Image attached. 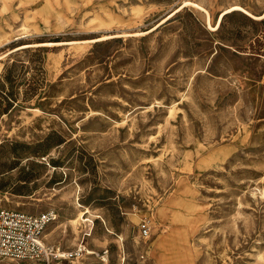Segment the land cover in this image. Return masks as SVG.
I'll return each mask as SVG.
<instances>
[{"label": "rangeland", "instance_id": "374dc122", "mask_svg": "<svg viewBox=\"0 0 264 264\" xmlns=\"http://www.w3.org/2000/svg\"><path fill=\"white\" fill-rule=\"evenodd\" d=\"M232 5L255 17L217 24ZM262 14L0 0V206L53 211L60 252L83 239L55 264H264Z\"/></svg>", "mask_w": 264, "mask_h": 264}, {"label": "built area", "instance_id": "2783aa9c", "mask_svg": "<svg viewBox=\"0 0 264 264\" xmlns=\"http://www.w3.org/2000/svg\"><path fill=\"white\" fill-rule=\"evenodd\" d=\"M56 217L53 211L27 213L0 206V264H55L60 258L81 257L87 252L81 244L73 251L60 252L43 240V232ZM140 235L147 238L150 227L142 222Z\"/></svg>", "mask_w": 264, "mask_h": 264}, {"label": "bare ground", "instance_id": "6f19581e", "mask_svg": "<svg viewBox=\"0 0 264 264\" xmlns=\"http://www.w3.org/2000/svg\"><path fill=\"white\" fill-rule=\"evenodd\" d=\"M194 5H195V4H194ZM232 10H240V11H242V12H244V13H246V14L252 16V17H255L253 14H251L250 12H248V11H247L246 9H244L243 7H241V6H239V5H232V6L226 8L225 10H223V11L221 12L217 24L220 23V20H221V18L223 17L224 14H226V13L232 11ZM263 15H264V14H262L260 17H262ZM207 17H208V16H207ZM208 23H209V21H208ZM217 26H218V25H217ZM217 26H215L214 29H215ZM85 213H90V211H89L88 209H86L85 211H83V212L80 213V215H81V220H82V221H87V220H89L88 218H83V216H84ZM76 221H77V220H75V221L73 222V223H74V226L76 225ZM174 232H175V231H174ZM179 238H180V237H179ZM178 240H180V239H178ZM178 243H179V242H178Z\"/></svg>", "mask_w": 264, "mask_h": 264}]
</instances>
